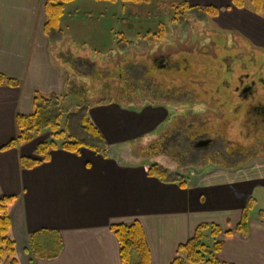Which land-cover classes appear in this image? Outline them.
<instances>
[{"label":"crops","instance_id":"crops-1","mask_svg":"<svg viewBox=\"0 0 264 264\" xmlns=\"http://www.w3.org/2000/svg\"><path fill=\"white\" fill-rule=\"evenodd\" d=\"M186 1L192 7L219 9L230 19L231 29L264 49V18L253 9H235L231 0ZM46 21V0H0V73L20 82L19 87L0 86V200L16 197L10 219L20 264H123L111 228L135 222L144 229L151 264H172L179 247L194 237L199 226L234 230L250 198L264 211V157L253 158L247 166L198 172L181 187L150 177L153 158L151 163L141 155L125 163L118 154L104 158L89 149L79 154L58 149L49 162L25 170L20 158L34 157L43 137L2 152L17 135L16 116L33 113L35 95L65 96L75 78L69 70L79 69L71 56L68 59L58 50L59 43L50 42ZM102 23L95 39L97 53L109 49L102 44L109 38L103 34L106 24ZM79 61L88 69L93 64ZM165 110L162 104L143 107L112 102L92 107L89 117L109 148L116 149L149 142L150 135L156 138L170 119ZM40 231L48 232L46 244L56 241L53 232L59 233L62 250L58 258L35 260L28 253L29 237ZM219 239L224 243L220 261L264 264V221L258 214L252 212L247 236L223 234Z\"/></svg>","mask_w":264,"mask_h":264},{"label":"trees","instance_id":"trees-1","mask_svg":"<svg viewBox=\"0 0 264 264\" xmlns=\"http://www.w3.org/2000/svg\"><path fill=\"white\" fill-rule=\"evenodd\" d=\"M77 0H46L47 21L45 25V33L53 45L62 41L63 32L60 29L61 21L65 16L66 6L76 2ZM98 2L115 3H133L140 4L144 0H95ZM232 7L238 10L246 8V0H231ZM253 11L257 15L264 12V0H251ZM199 13L216 18L220 14V10L215 7H192L187 1L184 2V13H176L177 15ZM177 19V17H176ZM178 21V20H176ZM163 25H160V34L157 37L165 38ZM155 37V36H154ZM122 43H127L122 40ZM121 44V43H120ZM123 46V45H121ZM128 64V63H127ZM141 63H132L126 67L125 72H131V69L139 67ZM127 70V71H126ZM149 70H152L149 69ZM123 73L125 81L132 80L134 84L141 85L149 83L151 80L145 75L142 81L136 75ZM72 80L68 86V92L65 96L59 95H43L37 93L34 97V111L31 115L16 116L17 135L9 143L1 148L2 152L17 149L22 145L29 144L42 134L50 132L51 136L48 140L40 142L35 149L34 157H21L20 165L22 169L31 170L43 163L51 160L52 152L58 149L79 154L82 149H89L96 154L109 158L112 155H119L120 159L125 163H132L136 158L133 156L130 146H120V148L110 149L109 145L100 132V130L90 120L89 112L92 108L84 98L87 93L84 89L75 86ZM150 84V83H149ZM20 82L9 78L0 73V86L19 87ZM104 85V84H103ZM105 86V85H104ZM108 87H105L107 90ZM139 93V92H138ZM78 95L82 96L79 102H75ZM110 100L100 97L96 101L95 106L109 104ZM160 142H163L161 140ZM155 145V146H154ZM151 145L148 155H153L156 145ZM131 150L132 158L125 151ZM164 150V147H162ZM166 151V150H164ZM162 158L155 157L150 166L148 175L159 179L165 183H179L181 187H186L185 178L173 175L172 171L164 163L168 154L160 152ZM156 154V153H155ZM16 201V197H4L0 200V264H20L16 243L12 237V224L10 219V208ZM257 206V201L250 198L242 210V216L239 224L234 230L224 232L216 225L203 224L198 227L192 239L186 244L181 245L178 250V257L172 264H227L218 259L224 248V243L219 239L223 234L232 236L235 233L247 236L250 233V220L252 212ZM259 218L264 221V211H259ZM112 232L116 235L119 246L120 256L123 264H151V253L146 240L145 232L139 222L131 225L112 226ZM47 231H40L29 237L28 253L32 254L35 260L48 259L54 260L60 256L62 250V242L59 233L53 232L56 241L49 244L45 242ZM136 261V262H134Z\"/></svg>","mask_w":264,"mask_h":264},{"label":"flooded vegetation","instance_id":"flooded-vegetation-1","mask_svg":"<svg viewBox=\"0 0 264 264\" xmlns=\"http://www.w3.org/2000/svg\"><path fill=\"white\" fill-rule=\"evenodd\" d=\"M245 39H206L193 46L190 41H180L146 56L148 62L130 73L122 68V74L136 75L141 81L151 68L166 75L163 80L155 77L150 84L142 82L151 89L139 93L151 91L153 97L181 109L179 115L169 117V124L154 141L163 140L160 146L169 160V154L180 155V169L227 168L243 154L220 158L223 146L230 142L223 140L230 130L235 143L238 138L245 142L242 148L247 154L264 157V63L255 72V46ZM92 65L89 73L96 75V65Z\"/></svg>","mask_w":264,"mask_h":264},{"label":"rangeland","instance_id":"rangeland-1","mask_svg":"<svg viewBox=\"0 0 264 264\" xmlns=\"http://www.w3.org/2000/svg\"><path fill=\"white\" fill-rule=\"evenodd\" d=\"M144 1L145 2H141L140 4H123L121 2L110 4L108 2H102L103 4L101 5V2L95 0L88 4L78 2L77 0V2L69 4L68 11L61 22L63 42L60 41L56 47H58V50H63L64 56H67V58L71 56L73 62L76 63L75 66H78L79 69L73 66L69 71L72 72L75 77L73 78L75 86L84 89L87 93L84 98L91 107L95 106L96 101L100 100V97L103 100L104 98L110 100V103L121 102L124 105L145 107L162 104L168 110H165L166 112L164 111V114L168 112L170 117H173L175 114H180V108H173L169 106L165 100L153 97L150 93L151 91L141 96L140 93L146 91V89L150 87L146 85H136L132 80H129V82L125 81L122 68L124 66H130L132 63H147L146 56L151 57L156 53L157 49L165 50L176 42L190 41V45L193 46L199 43V41L205 42L206 39H208V41L209 39L231 41L234 39V36H236L241 42L246 40V37L240 31L231 29L230 19H228L226 14H221V11L216 18L201 13L198 15H190L188 13L187 15L181 16L176 13H184V2L186 0ZM246 9H253L251 0H246ZM261 16L264 18V12ZM103 21L104 24H106L103 34L106 32L109 38L106 39L105 42H102V44L105 46L107 45L106 47L109 49L106 48L108 50L97 53L95 49V39H97V35L99 34L97 28ZM108 21L110 22V27ZM160 25H163V30L165 32L164 39H162L161 36H156L160 34ZM122 40H126L127 43H122ZM208 41L205 45L208 44ZM203 42L202 44H204ZM56 47L54 51H56ZM253 53L256 60L254 69L255 72H258L259 66L264 63V49L255 46V51H253ZM79 59H86L96 65L94 66L96 68V75L90 74L89 72L92 71L90 67L88 70V67L86 66V68L84 66L85 62H81ZM64 64H68V62ZM99 72L101 73L99 74ZM147 77L149 80L155 77L160 80L166 79V75H160L156 73L154 69L149 70ZM105 87H108V89L105 90ZM80 98L82 99L81 95L74 98L75 102H79ZM167 124H169V122ZM228 133V140H223L230 142L223 146V153L220 151V158L243 153L240 154L236 160L229 162L228 168L233 166H247L255 161L253 158L256 157L247 154L248 150L242 148L243 145H246L245 142L241 138H238V143H235L233 141L235 140L233 136L234 132L230 130ZM50 136V132L42 134L44 140H48ZM150 138L151 135L148 137L149 142L140 143L139 146L138 142L136 144H131L130 148L133 150L135 149V151H132L135 158L136 155H141V157L147 159L148 162L152 161L151 158L155 159V157L158 156L162 158L160 152L162 151V153H164V150L160 146V142L159 145H156V150L153 155H151V158L150 154L148 155L151 145L156 144V142H154L156 138ZM243 150L244 152H242ZM125 151L128 154L129 152L131 153V150L126 149ZM129 155L132 158V155ZM169 157L171 160H163L166 166L170 168L173 175L181 176L186 179L193 174H197L198 171L180 169L178 167V165H180V155L172 153L169 154ZM210 168H212V165H209L207 170ZM259 211L260 208L256 207L253 214H258Z\"/></svg>","mask_w":264,"mask_h":264}]
</instances>
